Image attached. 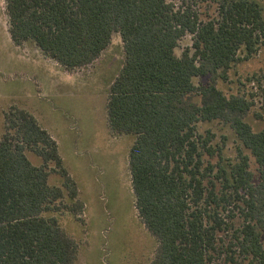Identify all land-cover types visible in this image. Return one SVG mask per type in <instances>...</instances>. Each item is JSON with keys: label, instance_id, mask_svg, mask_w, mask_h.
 <instances>
[{"label": "trees", "instance_id": "1", "mask_svg": "<svg viewBox=\"0 0 264 264\" xmlns=\"http://www.w3.org/2000/svg\"><path fill=\"white\" fill-rule=\"evenodd\" d=\"M214 3L215 15L200 19L173 0H5L12 43L33 42L67 71L92 63L119 34L106 121L113 135L134 136L128 168L137 215L157 242L150 264H264V128L246 120L256 96L264 100V74L247 77L246 92L218 86L264 44V10L257 0ZM186 34L191 43L178 54ZM213 121L232 131L233 155L210 128L200 132ZM52 173L59 183L48 181ZM82 205L55 139L28 110L9 106L0 264H75L77 242L61 217L76 218Z\"/></svg>", "mask_w": 264, "mask_h": 264}, {"label": "rangeland", "instance_id": "2", "mask_svg": "<svg viewBox=\"0 0 264 264\" xmlns=\"http://www.w3.org/2000/svg\"><path fill=\"white\" fill-rule=\"evenodd\" d=\"M173 1L177 7L190 8L200 19L216 13L214 0ZM257 1L264 10V0ZM190 43L191 35H184L176 53ZM122 60L121 40L115 32L96 60L67 71L43 55L33 42L12 43L5 0H0V135L3 112L15 105L32 113L55 139L63 166L83 202L76 218L70 213L61 217L62 227L77 242L75 264H150L157 245L134 207L128 168L134 136L113 135L106 121L108 87ZM256 73L264 74V44L254 55L232 66L227 82L219 81L218 86L227 92H246L252 86L246 78ZM246 120L254 130L264 128L263 99L256 96ZM205 128L212 130L216 142L225 144V154H234L235 137L226 124L204 123L200 132ZM27 157L32 164L40 163L31 152ZM250 169L255 170L252 159ZM48 181L57 184L60 177L52 173Z\"/></svg>", "mask_w": 264, "mask_h": 264}]
</instances>
